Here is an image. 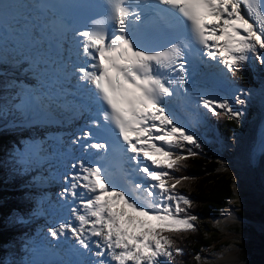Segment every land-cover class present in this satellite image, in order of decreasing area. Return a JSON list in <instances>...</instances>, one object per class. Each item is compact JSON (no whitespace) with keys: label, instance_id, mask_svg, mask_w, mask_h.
Instances as JSON below:
<instances>
[{"label":"snow or ice","instance_id":"obj_1","mask_svg":"<svg viewBox=\"0 0 264 264\" xmlns=\"http://www.w3.org/2000/svg\"><path fill=\"white\" fill-rule=\"evenodd\" d=\"M107 3L106 19L116 30L111 36L102 27L77 33L83 38L82 54L87 58L85 66L78 68L79 79L93 86L98 101L105 106L103 120L114 127L127 146L126 151L134 154L132 159L137 165L142 163L141 156L150 162L138 170L153 183H138L135 189L152 199L141 202L137 195L118 188L101 167L81 163L80 174L71 176L70 186L73 197L78 195L77 188L88 194L81 201L83 214L75 213L79 227L61 224L51 231V236L59 238L65 231H71L78 244L89 252V236L99 237L102 243L96 244L95 256L106 258L107 253L116 264H165L158 258L172 260L174 253L182 254L181 249H174L171 235L195 231L192 221L197 219L180 216L185 211L181 203L190 206V201L172 194L180 181L168 185L165 177H169V172L163 170L173 169L188 158L171 149L182 148L184 143L200 147L197 138L177 126L162 106L164 98L172 97L174 92L171 81L161 78L160 70L178 71L183 87V48L187 45L173 44L163 51L144 48L129 31V17L139 21V12L130 11L129 0H107ZM158 3L177 18L204 55L218 59L228 71L239 70L249 60V53L264 64V55L258 51L264 50V0H158ZM201 103L213 115L219 114L217 109H224L237 119L241 115L233 112L226 100L201 98ZM238 103L243 105L245 100L239 99ZM90 147L106 149L107 145L96 143ZM154 189L159 193V201ZM94 264H105V259Z\"/></svg>","mask_w":264,"mask_h":264},{"label":"trees","instance_id":"obj_2","mask_svg":"<svg viewBox=\"0 0 264 264\" xmlns=\"http://www.w3.org/2000/svg\"><path fill=\"white\" fill-rule=\"evenodd\" d=\"M2 67L0 64V71ZM228 74L238 87L251 90L258 86L262 71L259 61L251 54L250 60L242 63L239 70L228 71ZM11 85L14 88L10 89ZM17 93L13 81L0 73V126L9 123L15 116L10 107ZM206 112L204 120L208 123L211 141L205 139L204 144L199 143L200 147L184 143L182 148L171 149L176 155L188 158L173 169H163L169 172V177H165L168 185L180 181L172 194L190 201V206L181 203L185 211L180 216L197 218L192 221L195 231L171 235L174 249H181L182 254L174 253L172 260L160 257L165 264H200L198 256L204 252L217 251L226 244L224 236L211 226L209 220L220 218V213L235 199L231 176L219 169L220 158L229 157L222 147L230 150L231 137L243 132L244 125L240 118L229 116L221 109H217L218 115H213L209 110ZM244 117L248 118V115L245 113ZM34 131L35 128L31 126L0 131V264H29L33 254L31 238L37 239V227L44 224L39 219L42 209L36 204L42 193L32 189L39 182L34 180L39 175L34 176V179L24 176L25 165L17 157V147L23 150L26 147L23 139L33 137ZM216 140H221L222 145L216 144L212 149L210 142ZM25 152L26 149L24 154L28 156ZM22 179L29 180L26 182L29 185H24ZM167 203L174 204L175 201ZM252 216L246 211L239 214L245 221H251L254 218ZM44 220L47 222L46 218ZM36 221L37 224H33ZM231 235L241 239L237 245L239 263L264 264V236L259 237L252 228H240L239 225H234Z\"/></svg>","mask_w":264,"mask_h":264},{"label":"rangeland","instance_id":"obj_3","mask_svg":"<svg viewBox=\"0 0 264 264\" xmlns=\"http://www.w3.org/2000/svg\"><path fill=\"white\" fill-rule=\"evenodd\" d=\"M5 13L6 15H8L7 12ZM4 23H9V20L3 17L2 9H0V52L4 55V57H8L12 53V47L7 46V44H5V42L2 40V33L4 31V26H5L3 25ZM250 57L251 56L249 53V60H250ZM27 61H28V64L32 65L31 59H28ZM214 65L217 66L216 68H214V70L218 71L221 75H224L227 81V84L229 80L230 86L228 85V88H229L228 92L233 91V96H230V97H227L221 100H216V101L218 102L225 101V100L228 101L233 112H239L241 114L239 118L242 121V124L244 125V129H243V132H241L240 134L234 135L231 137V140H230L231 149L230 150L226 149V147L225 149L224 147H222L223 151H226L229 157L220 158L219 169L221 171L228 173L231 176L232 191H233V195L235 199L230 202V205L226 209H224L223 212L220 213L221 214L220 218L209 220V223L211 224V226L217 229L220 235L222 234L224 236V240L226 241V244L217 251L204 252L203 254L198 256L200 257V259H198V262L200 264H242V263H239V252H238V247H237L241 239L231 235L233 234L234 225H239L240 228H242L243 226H248L249 228H252V230L259 237L264 236V173H263L264 172V161L262 159V161L259 164V166L261 165L263 167L262 174H261L260 169L258 171L259 177L261 174V179L258 178L256 180H252L250 183L245 181L246 177L248 178V175H246L247 172L243 171L245 166L242 165V163L246 161L245 160L247 158L246 153L248 152L249 154V148L247 149L246 153H244V151L242 150V146L247 141L250 135L253 136L252 140H254V131L251 130L250 126H251L252 120L255 117V115L258 114L257 111H258L259 105L253 99V94L261 92V90L264 89V64L260 63L262 75L259 79L258 86L255 89H251V90H244L241 87H238L236 83L232 81L230 75L227 73L225 66L219 63L218 59L216 61L211 62L210 66L212 67ZM12 67H19V68L18 70L8 71L7 74L10 75V77H13V78L15 77L16 79H18L23 86H29L33 84L34 79H31V76H34L33 67H26L25 63H22V62L12 63ZM31 93L32 92H29L28 95L25 96L23 99L20 98L19 100H17L19 106L23 107L27 103L26 99L30 97ZM239 99L245 100V103L241 105L240 103H238ZM206 110L207 109H205L202 106L201 99L200 101H197L196 109L192 112V115L188 114L191 119V124L187 123L184 117H182V115H180L178 112L171 111L169 113L171 117L173 118L174 123L177 124V126H182L187 133L192 134L194 137H196L199 143L204 144L205 139H208L209 141H211L210 132H209V129L207 128L208 123L204 120L206 116V112H205ZM221 110H223L227 115L231 116V114L227 113L226 110L224 109H221ZM245 113L246 115H248V118L244 117ZM44 124H47V122H45ZM54 126H55L54 124L48 125V127L46 125H40L39 126L40 128H38L39 130L34 131L33 137H26L23 139L25 140V144L28 147L30 153L34 154L33 156H36V159L34 160V164L32 166L36 174H40L39 169H38L40 165H38L39 163L36 161L42 160V157L45 155L49 159H52L53 149L60 148L59 146L51 145L53 140L58 139L57 135L60 134L59 136L63 137L67 134V136L69 137V133L68 132L65 133L64 130L61 129L63 125H60L56 128H54ZM58 130L60 132L56 133ZM76 139H80V136L72 137L70 141L68 142H70L71 145L74 146V141ZM41 141L43 143L44 151L43 152L40 151L39 154H36L35 151H37V144ZM210 143H211L210 146L212 147V149L215 148L216 144L218 146L220 144L222 145L221 140H216L215 142L212 141ZM18 148L19 147H17V149ZM18 156L20 157V159L22 158V161H26V158H24L22 153H19ZM72 168H73L72 165L67 164V169L69 171L73 170ZM56 169H62V171H64L63 162L56 163L55 168L53 167L52 170L49 172V177L51 178V179H48L49 183L47 181V178H45L44 173H42L41 175L43 177V180L40 182V184H36L39 187L37 190L43 191L41 196H42V201H43L44 212L41 214L39 219H41L42 217L50 218L51 217L50 214H53L51 219H47L46 224L43 225V227L39 229L41 236H43V238L45 239H49L48 237L49 235H51V230H55L56 227L59 226V223L65 224V225L67 224V223H62V220L64 221V219H66V215L57 214L56 212H58V210H56L55 207L57 205H59L60 207H67V206L70 207L71 205L74 204L73 196L71 195L72 200L68 201L65 199V194L63 193L67 191V185L69 184V178H67L65 174H62V180H58L57 179L58 174L55 173ZM153 170H159V169H153ZM53 180H57L56 183H54ZM257 180L260 181V184L262 185V187L259 188V185L254 187L257 183ZM151 183L153 182L149 180L148 184H151ZM251 183H255V184L251 185ZM254 189L258 190V194L255 193ZM153 191H157V190L154 189ZM156 200L157 201L160 200L158 191H157ZM54 203H56V205H54ZM164 203H166V201H164ZM241 211L248 212L249 214L253 215L252 218L253 217L254 218L251 219V221H245L241 219L239 217V214L241 213ZM261 218L263 219L262 221H261ZM37 222L38 221L34 222L33 224H37ZM75 223H76V216L74 218V224ZM45 239H44V242L46 241ZM31 242L33 244L32 245L33 249H35L34 245L40 242V240H36V238L34 239L31 238ZM40 243L43 244V241H41ZM251 244H253V242ZM55 258H56L55 256H50L46 260V259L40 258V254H37V256H35L32 260H30L29 264L38 263V259L40 263H47L48 261L55 260ZM70 264H74V263H70Z\"/></svg>","mask_w":264,"mask_h":264},{"label":"bare ground","instance_id":"obj_4","mask_svg":"<svg viewBox=\"0 0 264 264\" xmlns=\"http://www.w3.org/2000/svg\"><path fill=\"white\" fill-rule=\"evenodd\" d=\"M25 0H21V2H24ZM12 2H13V0H8L7 1V5H12ZM4 15L5 16H7L6 15V13L4 12ZM12 16V18L13 19H16V16L15 15H13V14H11V12L10 13H8V18H9V16ZM8 26H9V28H11L12 27V30L11 31H9L10 33H13L14 32V29H16V25H13L11 22L10 23H8ZM23 53H25L24 51H23ZM29 59H31L32 60V62H33V59H32V57L31 58H29ZM33 64V63H32ZM218 72V71H217ZM216 71L214 72V73H217ZM219 79H221V81H219L218 82V80ZM221 82H223L224 83V85L226 86V80H225V77H224V75H217V79H215L213 82H212V84H211V88L210 89H206V90H204L203 91V93H205L206 95H208L210 98H212V99H215V100H221V99H224V98H226V97H230V93L229 92H227L226 94H224V93H220V87H219V84L221 83ZM263 89V88H262ZM262 98H264V89L263 90H261V92H258V93H254L253 94V99L256 101V103H258V105H259V108H258V110H260L261 108H262V106H263V102H262ZM173 108L172 107H166V111L167 112H171V110H172ZM176 111L177 112H179V114L180 115H182V117H184V119L186 120V122L187 123H189V124H191V119H190V117H189V115H186L185 113H184V111L183 110H181V109H176ZM68 128V127H67ZM67 128H65L64 126H62L61 127V129H63L64 130V132L66 133V132H68V130H65V129H67ZM60 130V129H59ZM57 131L56 133H59L60 131ZM69 137H67V134H66V139L65 138H60L61 140H59V139H56V140H53L52 141V143H51V145H56V146H62L64 143H67L68 141H70V139L72 138V137H77L78 135H79V131H77V130H74V129H69ZM67 140V141H66ZM76 140H78V139H76ZM251 141H252V136L250 135L249 136V138L247 139V141L244 143V145L242 146V150L244 151V153H246V151H247V149L251 146ZM26 153V152H25ZM246 156H248V152L246 153ZM246 161H244L243 163H242V165L243 166H245V168H244V170H243V168H242V170L244 171V172H247L248 173V178L246 177V179H245V181H247V182H251L252 180H256V179H261V174H262V166L260 165V166H258L255 170H253L251 167H250V164H249V161L247 160V159H245ZM263 161H264V159H263ZM66 164H67V162H65L64 161V166H65V168H66ZM242 167V166H241ZM259 169L261 170V174H260V177H259V175H258V171H259ZM60 172V170L59 169H56L55 170V173L57 174V173H59ZM264 173V172H263ZM66 175H67V177L68 178H71V176L72 175H74V174H71V171H69L68 169H67V172H66ZM247 175V174H246ZM244 176H245V174H244ZM54 182V181H53ZM48 183H49V180H48ZM256 183V182H255ZM255 183H251V185H254ZM259 185V188L260 187H262V185L260 184V181L259 180H257V183H256V185L254 186V187H256V186H258ZM70 190H71V187H70V185L67 187V191L66 192H63L64 194H65V199L66 200H71L72 199V197H71V194H70ZM255 190V189H254ZM58 193H60V192H58ZM255 193L256 194H258V190H255ZM54 205H56V203H54ZM75 208H65L64 210H63V208L62 207H60L59 205H57L56 207H55V209L56 210H59V212H61L63 215L65 214L66 215V220H65V222L67 223V225H71V226H73L74 227V218H75V213L76 212H80L81 213V207L78 205V204H76L75 206H74ZM77 226V225H76ZM75 226V227H76ZM66 232H68V231H66ZM49 239H47L48 240V242H49V245H51V244H53V243H55V241H54V239L52 238V237H48ZM99 237H95V240L96 241H99ZM60 253H62V250L60 249Z\"/></svg>","mask_w":264,"mask_h":264},{"label":"water","instance_id":"obj_5","mask_svg":"<svg viewBox=\"0 0 264 264\" xmlns=\"http://www.w3.org/2000/svg\"><path fill=\"white\" fill-rule=\"evenodd\" d=\"M248 175V173H246Z\"/></svg>","mask_w":264,"mask_h":264}]
</instances>
